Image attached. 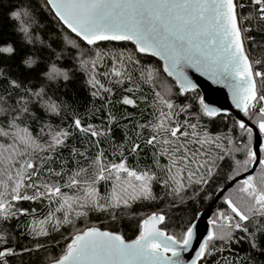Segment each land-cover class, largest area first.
<instances>
[{"label": "trees", "instance_id": "16d2710c", "mask_svg": "<svg viewBox=\"0 0 264 264\" xmlns=\"http://www.w3.org/2000/svg\"><path fill=\"white\" fill-rule=\"evenodd\" d=\"M243 2L245 7L239 11L242 16L250 17L256 6L250 0ZM243 24L244 28L249 29L244 35L247 37L245 49L250 59H264V23L250 18L245 19ZM68 39L79 47L67 43ZM8 46L14 51H0V129L10 135H0V145L14 143L11 133L16 129L10 127L13 122L19 129L26 128L41 146L51 143L49 129H63L69 133L63 146H58L55 151L48 149L39 153L42 159L31 157L37 165V176L33 177V181L57 184L62 192L74 195L76 190L64 185L81 169H87V178L92 179L97 166L94 162L103 153L105 164L123 160L130 169L149 171L154 175L151 192L155 198L129 201L128 208H111L107 211L85 208L83 211L86 215L73 216L72 224H61L58 229L54 222L42 223L47 235H35L33 227L44 222L49 213L58 207L57 203L47 198L12 201V211L16 215L0 218V233L4 235L0 250L10 248L14 253L6 257L7 264H49L63 254L77 231L91 226L134 239L141 220L153 213L165 216V222L159 226L161 230L180 237L221 187L236 177L237 172H246L236 162L242 163L246 159L245 146L252 150L253 133L249 136L241 130L238 120L230 113L214 117L205 115L200 92L192 90L180 94L176 82L163 72L161 61L151 55L137 53L132 42H99L96 46H88L62 25L46 0H0V48ZM97 52L107 55L103 56L95 70L90 66H81L82 60H89ZM120 53L124 54L125 60L131 55L139 63L129 62L127 75L117 83L119 78L109 73L112 57ZM29 60L33 61L31 67L25 63ZM53 68L59 72L66 71L69 79L64 80L62 75L56 76L55 73L50 79L49 73ZM146 69L154 72L151 82L141 76V71ZM93 75L99 81L96 88L90 83ZM13 81L19 87H15ZM158 91H166L176 106L175 111L179 112L176 120L182 124H196V131L201 137L215 140V144L205 146L209 166L213 162L216 165L213 177L207 184L195 183L203 169L192 177L191 182L185 174L183 187L177 194V185L167 171L170 167L169 157L161 155L163 148L160 145L153 147L146 143L147 138L155 134L152 125L159 118L160 106L155 95ZM93 92L98 94L93 96ZM125 97L132 99L134 104H123ZM49 104L56 105L57 112H52ZM261 106H264V102L249 109L248 114L243 113L258 129V110ZM25 107L28 109L26 113L22 111ZM183 107H187V111L181 112ZM76 118L81 120L83 127L91 126L101 135L94 137L90 132L76 129ZM260 134L263 142L260 159H264V133ZM134 143L141 145L136 152L131 151ZM217 144L219 147H216ZM237 148L240 150L236 151ZM0 151L3 149L0 148ZM226 152L228 155H225ZM220 156H224V159H218ZM251 164L247 166L248 170ZM261 171L258 164L253 176L258 179ZM241 184L242 181L237 182L220 198L211 216L212 221L220 212L227 211L225 198L240 202L242 194L238 189ZM95 187L100 197L104 198L101 202L106 203L113 191V181H101ZM27 194L33 195L34 192L28 190ZM55 216L62 220L63 212H55ZM260 223L261 220L257 218L254 226L249 225V232H254ZM220 230L217 228V232ZM232 237L227 242H211L209 254L199 259L198 264H264V232L256 234L257 246L254 248L247 233L235 231Z\"/></svg>", "mask_w": 264, "mask_h": 264}, {"label": "snow or ice", "instance_id": "6c2138e0", "mask_svg": "<svg viewBox=\"0 0 264 264\" xmlns=\"http://www.w3.org/2000/svg\"><path fill=\"white\" fill-rule=\"evenodd\" d=\"M250 3L256 6L254 13L250 17H244L239 11L245 7L243 0H47L63 25L88 46H96L99 42H132L137 53L160 57L165 62L164 70L169 76L175 77L180 94L195 88L185 69L200 71L217 82H225L232 90L236 107L245 114L264 102V59H250L245 49L247 37L244 35L249 29L243 27V21L250 18L264 23V0H250ZM24 31L27 33V28ZM67 43L79 47L70 39ZM0 51L11 53L13 49L4 47ZM104 55L107 54L97 52L89 60H82L81 66H90L95 70ZM129 62L139 63L131 55L125 60L123 53L112 57L109 75L119 78L117 83L127 75ZM27 63L31 64L33 61L29 60ZM53 73L68 80L66 74L55 68L49 73L50 79L53 78ZM141 76L151 82L154 72L151 69L142 70ZM128 78L131 79L130 76ZM12 83L19 87L16 82ZM90 83L93 88L99 84L95 75L90 78ZM97 94L98 92L92 93L93 96ZM155 95L160 106L159 118L152 125L155 134L149 136L146 143L153 147L160 145L163 148L161 155L169 157L170 167L167 171L171 174L170 179L177 185V194L183 187L185 174L191 182L192 177L203 169L195 183L207 184L213 177L216 165L213 162L209 166L205 146L215 144V140L201 137L196 131V124H182L176 120L179 112L175 111L176 106L168 98L166 91H158ZM122 103L133 105L134 101L125 97ZM200 103L203 104V100ZM49 108L52 112H57L56 105L49 104ZM22 111L26 113L28 109L25 107ZM180 111H187V107ZM203 112L209 117L217 115V110L208 106L203 108ZM258 115V127L264 133V106L259 107ZM237 123L241 130L251 136L252 129L245 122ZM74 126L81 132H90L91 136L101 135L92 130L91 126L83 127L79 118L74 120ZM10 127L16 129L11 133L14 143L0 145L3 149L0 151V165H3L0 167V218L16 215L12 211V201L47 198L50 202L57 203L58 207L49 213L44 222L33 227L35 235H47L42 223L54 222L58 229L61 224H72L73 216L86 215L83 211L85 208L107 211L111 208H128L129 201L155 198L151 192L154 175L149 171L130 169L123 160L105 164L103 153L94 162L97 166L92 179L87 178V169H81L64 185L75 189L74 195L62 192L61 186L57 184L34 182L37 165L31 157L42 159L38 156L39 153L48 149L55 151L58 146H63L69 133L63 129H49L51 143L41 146L26 128L19 129L15 122ZM0 135L9 136L10 133L0 129ZM140 147V144L134 143L131 151L136 152ZM245 147L246 159L242 163H236L238 167L248 171L247 166L257 161V155L251 148ZM218 159L222 160L224 156ZM258 162L262 169L259 178L253 175L243 178L238 189L242 194L239 203L225 198L227 211L220 212L211 222L213 230L201 244L196 260L209 254L211 242H227L233 238L232 233L235 231L247 233L251 246H257L256 234L264 232V159ZM237 175L240 173L237 172ZM232 179L235 180V177ZM108 180L113 181V191L104 203L101 202L104 198L100 197L95 185ZM28 190H33L34 194L28 195ZM55 212H63V219L56 218ZM257 218L261 220L260 226L254 232H249V225L254 226ZM164 222V215L153 213L147 216L141 220L138 235L134 239H126L119 232L97 227L77 231L71 237V242L67 243L63 254L54 259L52 264H185L181 256L192 244L193 227H187L177 237L161 230L159 225ZM217 228L221 230L217 232ZM3 242L4 235L0 233V243ZM13 254L10 248L0 250V264H7L6 257ZM196 260L192 264H196Z\"/></svg>", "mask_w": 264, "mask_h": 264}, {"label": "water", "instance_id": "95a60500", "mask_svg": "<svg viewBox=\"0 0 264 264\" xmlns=\"http://www.w3.org/2000/svg\"><path fill=\"white\" fill-rule=\"evenodd\" d=\"M49 7L51 9L50 5ZM63 26L66 27L65 25ZM144 55H147V54H144ZM155 58L161 61L162 70L166 74V76L176 82V79L174 76H169L168 73L165 72L164 70L165 62L160 57H155ZM185 71L189 79L191 80V82L195 85V88L189 91L198 90L200 92L201 100H203L204 102L202 104L203 108L205 106L215 108L217 110V115L230 113L238 121L245 122L246 126L252 129V133H253L252 151L257 155V161L252 162L250 169L240 175H237L235 177V180L231 179L226 185L221 187V189L215 194L214 198L209 203V205L204 210L200 211L197 217L195 218V220L192 222L191 226L193 227V241H192V244L189 246V250L187 252L182 253V256H181L185 264H192V261L196 260L197 252L201 244L206 240L208 233L211 231V225H212L211 216L213 215L215 209L217 208L218 201L224 195V193L228 191L230 188H232L237 182L242 181L243 178L247 177L248 175H253V173L255 172L259 164L258 161L260 160V148L263 142H262V137H261L259 129L256 126H254L250 122V120L244 117L243 111H241L239 108L236 107V102L233 98L232 90L226 85L225 82H217L215 79H211L209 78V76L203 74L200 71H196L195 69H192V68H187L185 69ZM176 85L179 88V85L177 84V82H176ZM91 227L99 228L98 226H91ZM101 230H104V229H101ZM198 261L199 260H196V264H198ZM49 264H52V262H50Z\"/></svg>", "mask_w": 264, "mask_h": 264}, {"label": "clouds", "instance_id": "9594fccd", "mask_svg": "<svg viewBox=\"0 0 264 264\" xmlns=\"http://www.w3.org/2000/svg\"><path fill=\"white\" fill-rule=\"evenodd\" d=\"M10 15H15V14H10ZM8 47H11V46H8ZM12 48V47H11ZM13 49V48H12ZM13 51H14V49H13ZM26 63V66H28V67H31L32 66V64H27V62H25ZM61 73H63V74H66L67 75V77H68V79H69V76H68V74H67V72L66 71H61Z\"/></svg>", "mask_w": 264, "mask_h": 264}, {"label": "rangeland", "instance_id": "374dc122", "mask_svg": "<svg viewBox=\"0 0 264 264\" xmlns=\"http://www.w3.org/2000/svg\"><path fill=\"white\" fill-rule=\"evenodd\" d=\"M252 143H253V136H252ZM251 167V166H250ZM212 221V220H211Z\"/></svg>", "mask_w": 264, "mask_h": 264}, {"label": "built area", "instance_id": "2783aa9c", "mask_svg": "<svg viewBox=\"0 0 264 264\" xmlns=\"http://www.w3.org/2000/svg\"><path fill=\"white\" fill-rule=\"evenodd\" d=\"M243 23H244V21H243ZM243 27H244V24H243Z\"/></svg>", "mask_w": 264, "mask_h": 264}]
</instances>
